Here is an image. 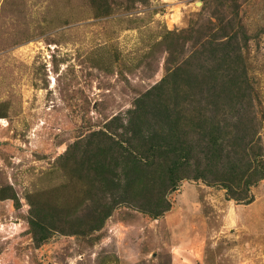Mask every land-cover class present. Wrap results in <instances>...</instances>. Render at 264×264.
<instances>
[{"label": "rangeland", "instance_id": "374dc122", "mask_svg": "<svg viewBox=\"0 0 264 264\" xmlns=\"http://www.w3.org/2000/svg\"><path fill=\"white\" fill-rule=\"evenodd\" d=\"M224 32L264 147V0H0V264H264V180L242 202L183 179L154 216L116 155L143 99H176L183 134L206 113L184 110V64L209 76Z\"/></svg>", "mask_w": 264, "mask_h": 264}, {"label": "trees", "instance_id": "16d2710c", "mask_svg": "<svg viewBox=\"0 0 264 264\" xmlns=\"http://www.w3.org/2000/svg\"><path fill=\"white\" fill-rule=\"evenodd\" d=\"M220 39L222 62L209 76L203 69L192 70L189 62L184 64V110L187 102L189 105L201 102L206 112L189 118L184 114L186 121L194 123L185 125L189 128L184 129V134L177 130L180 114L176 113L179 106L176 99V105L156 101L154 104L159 107L152 106L154 109L150 111L147 107L153 103L147 106L149 99H143L128 116L130 136L119 145L116 155L126 166L132 164L124 173V200L142 212L154 216L166 213L170 204L165 193L175 189L183 179L221 186L232 199L242 202L250 201L251 188L264 180V147L260 136L257 137L259 128H255L257 114L250 109L252 100L246 92L247 82L232 68L233 63L241 65L243 48L237 34L224 32ZM233 45L236 46L233 52H224ZM234 55L237 61L232 58ZM224 68H228L227 72ZM187 93H192L193 101L188 100L191 97ZM223 105L238 108L233 114L234 122L228 126L221 119L230 115ZM151 120L158 126L156 130L150 125ZM149 125L151 128H147ZM146 131L150 134L146 135ZM94 137L96 133L92 134ZM98 151L94 155L104 159L114 156L112 147Z\"/></svg>", "mask_w": 264, "mask_h": 264}]
</instances>
